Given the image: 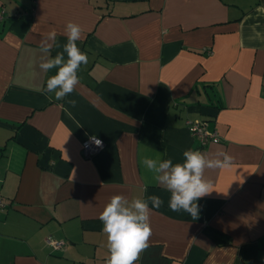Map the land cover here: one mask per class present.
<instances>
[{"label": "crops", "instance_id": "obj_1", "mask_svg": "<svg viewBox=\"0 0 264 264\" xmlns=\"http://www.w3.org/2000/svg\"><path fill=\"white\" fill-rule=\"evenodd\" d=\"M1 10L0 264H107L106 205L152 195L163 204L133 264H264V0H0ZM69 22L88 63L57 100L44 90L57 69L39 70V49L55 29L51 55L62 52ZM193 122L219 141L204 145ZM92 136L104 146L87 158ZM187 150L234 160L205 171L213 188L199 219L172 211L142 163H183Z\"/></svg>", "mask_w": 264, "mask_h": 264}, {"label": "clouds", "instance_id": "obj_2", "mask_svg": "<svg viewBox=\"0 0 264 264\" xmlns=\"http://www.w3.org/2000/svg\"><path fill=\"white\" fill-rule=\"evenodd\" d=\"M58 34L52 29L41 41L39 51L42 55L39 57L38 67L43 73L57 69L56 74L47 79L44 90L54 92L55 98L62 100L73 93L79 84L78 70L81 65L88 63V56L77 45V41L83 38L81 27L69 22L63 32L67 43L63 45L62 52L52 57L53 47L60 46L57 42ZM70 103L75 106V101ZM90 139L97 147L102 146V141L96 136ZM183 157V163L174 164L171 159L159 158H145L142 163L154 174L158 184L171 193L168 206L172 211H184L193 219H199L201 208L198 202L211 194L213 188V182L205 178V171L230 168L234 160L223 151L217 152L215 158H210L200 151L187 150ZM162 204V199L157 195H152L147 200L129 201L124 196L111 199L100 215L111 253L107 264H133L138 259L139 254L148 247L151 212Z\"/></svg>", "mask_w": 264, "mask_h": 264}, {"label": "built area", "instance_id": "obj_3", "mask_svg": "<svg viewBox=\"0 0 264 264\" xmlns=\"http://www.w3.org/2000/svg\"><path fill=\"white\" fill-rule=\"evenodd\" d=\"M5 11H0V21L4 19ZM190 131L194 137H197L201 140V142L206 145L210 142H218L219 139L217 134H209L206 132L204 125L200 122H193L189 124ZM102 141V140H101ZM104 146V142L102 141V146L97 147L89 138L82 144L83 154L87 158H91L95 154L99 153ZM5 208V204L0 199V211ZM48 244L53 248L54 251H61L64 249L66 243L64 241H57L54 239H48Z\"/></svg>", "mask_w": 264, "mask_h": 264}]
</instances>
